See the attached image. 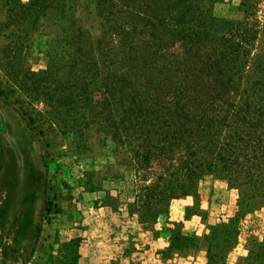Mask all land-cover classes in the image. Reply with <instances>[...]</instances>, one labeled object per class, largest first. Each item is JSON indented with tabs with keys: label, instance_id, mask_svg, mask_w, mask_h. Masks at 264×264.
Listing matches in <instances>:
<instances>
[{
	"label": "rangeland",
	"instance_id": "rangeland-1",
	"mask_svg": "<svg viewBox=\"0 0 264 264\" xmlns=\"http://www.w3.org/2000/svg\"><path fill=\"white\" fill-rule=\"evenodd\" d=\"M68 5L62 18L35 0H0V264H264V179L248 193L249 213H236V189L208 176L198 204L179 197L158 203L156 217L140 216L160 166L134 170L131 153L103 133L101 86L78 85L91 104L73 110L62 100L72 85L37 77L59 62L61 78L71 43L84 60L97 31L94 0ZM213 10L259 24L250 56L260 55L242 81L252 85L264 73V0H223ZM77 27L81 38L69 36Z\"/></svg>",
	"mask_w": 264,
	"mask_h": 264
},
{
	"label": "trees",
	"instance_id": "trees-1",
	"mask_svg": "<svg viewBox=\"0 0 264 264\" xmlns=\"http://www.w3.org/2000/svg\"><path fill=\"white\" fill-rule=\"evenodd\" d=\"M35 2L69 14L68 0ZM220 2L94 0L97 31L84 60L71 43L61 78L59 62L37 73L42 85H72L62 100L73 110L91 104L78 85H100L103 133L131 153L134 170L160 166L144 186L151 207L143 218L171 199L191 196L198 204V183L208 176L238 191L236 213L255 205L248 193L264 179V73L252 85L242 81L260 55L250 56L259 24L216 15ZM75 32L68 35L84 33Z\"/></svg>",
	"mask_w": 264,
	"mask_h": 264
}]
</instances>
